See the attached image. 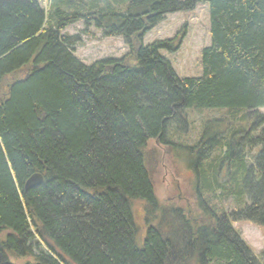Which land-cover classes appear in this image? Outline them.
Instances as JSON below:
<instances>
[{"label": "trees", "instance_id": "1", "mask_svg": "<svg viewBox=\"0 0 264 264\" xmlns=\"http://www.w3.org/2000/svg\"><path fill=\"white\" fill-rule=\"evenodd\" d=\"M46 1L0 0V264H261L232 223L264 226V0ZM198 2L210 41L179 76L160 50L180 39L142 37ZM80 20L128 52L83 63L63 33ZM191 110L221 115L186 147L197 218L160 205L144 156Z\"/></svg>", "mask_w": 264, "mask_h": 264}, {"label": "rangeland", "instance_id": "2", "mask_svg": "<svg viewBox=\"0 0 264 264\" xmlns=\"http://www.w3.org/2000/svg\"><path fill=\"white\" fill-rule=\"evenodd\" d=\"M48 9V2L40 0ZM208 6L198 2L192 11L168 13L163 21L150 29L142 37V44L154 40L170 39L178 47L172 52L160 50L179 76H196L201 73L200 52L209 44ZM65 34L81 35V41L74 47L75 55L85 64L103 58H120L128 52V47L120 36L104 37L93 25H86L83 20L75 21L63 29ZM134 64V61H131ZM264 112V108L260 109ZM220 112L214 110H191L184 132L171 130L168 139L173 145H164L155 139L149 140L144 149L145 166L152 182L153 190L160 205L165 208L179 207L188 216L199 213L195 199V156L196 152L186 147L196 146L201 137L205 120L216 117ZM178 130V129H177ZM195 152V153H194ZM211 204L220 206L221 202L211 200ZM227 209L234 208L232 201L221 204ZM135 220L139 228V237L144 233V204L134 201L132 204ZM191 211V212H189ZM190 213V214H189ZM241 239L249 246L252 253L264 264V226L242 220L232 223ZM263 260V261H262Z\"/></svg>", "mask_w": 264, "mask_h": 264}, {"label": "water", "instance_id": "3", "mask_svg": "<svg viewBox=\"0 0 264 264\" xmlns=\"http://www.w3.org/2000/svg\"><path fill=\"white\" fill-rule=\"evenodd\" d=\"M42 178L40 174L32 175L25 183L24 188L28 189L29 187H33L41 182Z\"/></svg>", "mask_w": 264, "mask_h": 264}, {"label": "bare ground", "instance_id": "4", "mask_svg": "<svg viewBox=\"0 0 264 264\" xmlns=\"http://www.w3.org/2000/svg\"><path fill=\"white\" fill-rule=\"evenodd\" d=\"M194 9V8H193ZM189 11H192V10H189Z\"/></svg>", "mask_w": 264, "mask_h": 264}]
</instances>
